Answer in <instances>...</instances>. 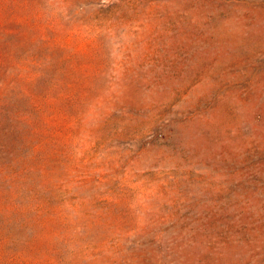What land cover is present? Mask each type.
<instances>
[{"label": "rangeland", "instance_id": "obj_1", "mask_svg": "<svg viewBox=\"0 0 264 264\" xmlns=\"http://www.w3.org/2000/svg\"><path fill=\"white\" fill-rule=\"evenodd\" d=\"M0 264H264V0H0Z\"/></svg>", "mask_w": 264, "mask_h": 264}]
</instances>
